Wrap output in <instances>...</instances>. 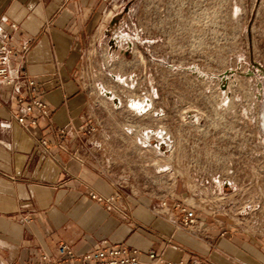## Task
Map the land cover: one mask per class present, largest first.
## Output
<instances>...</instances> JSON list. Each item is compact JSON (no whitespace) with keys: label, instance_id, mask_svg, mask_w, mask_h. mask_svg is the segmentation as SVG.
I'll list each match as a JSON object with an SVG mask.
<instances>
[{"label":"rangeland","instance_id":"rangeland-1","mask_svg":"<svg viewBox=\"0 0 264 264\" xmlns=\"http://www.w3.org/2000/svg\"><path fill=\"white\" fill-rule=\"evenodd\" d=\"M78 76L122 188L264 235V0H112ZM166 204V202H165Z\"/></svg>","mask_w":264,"mask_h":264},{"label":"crops","instance_id":"crops-1","mask_svg":"<svg viewBox=\"0 0 264 264\" xmlns=\"http://www.w3.org/2000/svg\"><path fill=\"white\" fill-rule=\"evenodd\" d=\"M111 1L0 0V42L14 49L9 66L22 76L15 88L0 81V264L51 263L61 242L81 254L104 240L164 261L264 264L263 234L192 204L195 223L185 224L174 208L186 202L180 188L159 208L122 188L108 139L82 141L90 107L78 69ZM35 94L48 113L22 125L16 117Z\"/></svg>","mask_w":264,"mask_h":264},{"label":"built area","instance_id":"built-area-1","mask_svg":"<svg viewBox=\"0 0 264 264\" xmlns=\"http://www.w3.org/2000/svg\"><path fill=\"white\" fill-rule=\"evenodd\" d=\"M25 47V44L22 48ZM15 54L13 48H9L4 42H0V81L7 86L15 88L22 77L19 70L12 66H9L10 57ZM28 85L31 91L34 90L35 82L28 80ZM23 109L24 115L30 114L32 117L27 123H24V115H18L16 121L22 125L34 126L35 116L37 113L46 115L48 109L45 102L37 96L33 95L32 99ZM34 114V115H33ZM62 130H59L58 135L61 137ZM45 143L44 140L41 141ZM92 198L96 201H100L101 197L92 195ZM164 206L165 202H161ZM174 208L182 215L183 221L186 224L193 225L195 223V211L188 204L181 202H175ZM100 247L87 250L81 254H78L75 250L71 249L68 245L61 242L57 245V255L51 263L44 264H210L206 260H200L197 258H176L173 260H162L160 255H157L153 250L142 252L137 248H128L120 244H107L106 240ZM145 258L143 259L142 257ZM47 253L40 255L41 261L48 259ZM16 264H41L39 262H27L19 261Z\"/></svg>","mask_w":264,"mask_h":264}]
</instances>
